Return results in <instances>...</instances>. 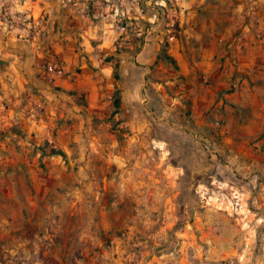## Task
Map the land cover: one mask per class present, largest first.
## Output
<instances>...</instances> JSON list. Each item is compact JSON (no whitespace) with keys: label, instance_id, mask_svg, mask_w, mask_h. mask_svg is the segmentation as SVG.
<instances>
[{"label":"rangeland","instance_id":"374dc122","mask_svg":"<svg viewBox=\"0 0 264 264\" xmlns=\"http://www.w3.org/2000/svg\"><path fill=\"white\" fill-rule=\"evenodd\" d=\"M123 3L0 0V100L58 94L73 107L41 135L0 120V264H264V153L222 148L213 127L187 122V97H124L118 54L139 36L96 51L109 70L84 51L79 19L102 7L126 25ZM172 14L164 28L177 32ZM159 41L158 68L176 67ZM69 79L79 87L57 85Z\"/></svg>","mask_w":264,"mask_h":264},{"label":"crops","instance_id":"0c3cea01","mask_svg":"<svg viewBox=\"0 0 264 264\" xmlns=\"http://www.w3.org/2000/svg\"><path fill=\"white\" fill-rule=\"evenodd\" d=\"M123 5L126 25H119L116 13H102V7L96 21L86 19V14L84 21L74 15L84 23L82 44L93 65L109 70V62L97 57L96 51L112 55L119 39L139 36L135 52L137 44L129 41L118 54L124 97L174 105L187 97L191 112L187 122L213 127L222 148L247 153L256 148L264 153V0H124ZM165 10L173 13L170 17L179 22V31L164 28ZM129 24L133 28L126 27ZM164 34L167 53L176 61V67H164L159 61L168 75L157 66ZM95 39L99 41L93 45ZM63 52L71 53L70 49ZM57 85L74 89L79 82L69 79ZM25 87L24 82L19 86L21 91ZM100 103L89 98L88 106L96 109ZM59 105L73 112L58 94L50 99L39 94L31 99L7 97L0 100V120L21 122L26 131L41 135Z\"/></svg>","mask_w":264,"mask_h":264},{"label":"trees","instance_id":"16d2710c","mask_svg":"<svg viewBox=\"0 0 264 264\" xmlns=\"http://www.w3.org/2000/svg\"><path fill=\"white\" fill-rule=\"evenodd\" d=\"M119 48H117V51H118ZM168 60H170L171 62L175 63L176 64V61L170 56H165ZM158 59H160V56L158 55ZM110 60V59H108ZM114 78L116 80H118L120 78V74L115 71L114 73ZM114 106L116 107V111H118V109L121 107V97H120V94H119V89H116L115 91V98H114ZM47 259V258H46Z\"/></svg>","mask_w":264,"mask_h":264},{"label":"built area","instance_id":"2783aa9c","mask_svg":"<svg viewBox=\"0 0 264 264\" xmlns=\"http://www.w3.org/2000/svg\"><path fill=\"white\" fill-rule=\"evenodd\" d=\"M60 72L62 73V70H60ZM196 136H197V134H196ZM233 203V208L235 209V212L237 213V214H241L242 213V211H243V204H242V202H241V198H240V196L239 195H235V197H234V201L232 202Z\"/></svg>","mask_w":264,"mask_h":264}]
</instances>
